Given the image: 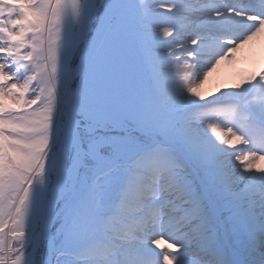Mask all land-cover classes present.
<instances>
[{"label": "rangeland", "instance_id": "374dc122", "mask_svg": "<svg viewBox=\"0 0 264 264\" xmlns=\"http://www.w3.org/2000/svg\"><path fill=\"white\" fill-rule=\"evenodd\" d=\"M182 2L186 0H143L139 5L147 35L150 91L144 130L138 133L142 150L129 161V173L139 161L158 171L164 168L171 172L189 194L180 207L194 212L197 205L206 206L219 214L220 231L226 246L237 249L240 245L235 235L228 234L225 217L231 213L241 214L247 193L227 187L213 159L216 151L210 143V135L215 126L227 124L234 134L240 128L252 132L263 146L264 127L251 111H246L257 103L258 97L248 93L241 98L192 101L185 80L177 72V62L170 63L172 55L169 54L171 44H178L174 33L186 28L181 23L184 10L179 9V5ZM226 2L231 9L244 6V2L258 11L264 8V0ZM89 15L90 11L87 18ZM75 27L70 0H0V256L5 255L4 250L9 244L19 246L13 258L22 256L24 264H30L33 255L39 259L45 251L44 248H36L37 232L33 217L29 215L22 219L18 208L25 189L34 182L33 165L45 132L50 156L55 155L63 138L64 122L70 114L66 90L67 52ZM245 32H249L248 28L240 31L231 29L227 35L239 43L245 40ZM214 34L215 29L212 30ZM232 47H225L231 58L237 56ZM215 56L206 64L207 71L214 72L216 64H226L223 50L217 51ZM239 70L233 72L234 75L247 82L257 76L254 71H243L246 74L242 75ZM78 134L87 146L88 130L82 126ZM116 134L114 131L95 132L97 137ZM76 135L73 125L66 140ZM129 175L122 182V194L115 198L101 235L79 250L66 253L63 249H55L53 261H57L58 256V264H76L77 261L103 264L105 259L120 258L117 249L105 245V241L113 219L124 223L129 220L117 212L127 195L135 198L127 192ZM151 183H148L150 187L160 188L157 179ZM14 192L20 194L16 202L12 198ZM142 196L147 205H159L161 201L155 192L147 191ZM160 207L156 212L158 220L148 219L146 222L147 231H153L150 237L137 242L134 250L144 249L155 255L161 249L167 251L170 245L188 243L178 240L182 234L180 231L161 234L154 230L160 222ZM21 232L25 234L21 236ZM168 254L183 258L187 252L180 247L177 252ZM148 258L145 257L146 260Z\"/></svg>", "mask_w": 264, "mask_h": 264}, {"label": "snow or ice", "instance_id": "6c2138e0", "mask_svg": "<svg viewBox=\"0 0 264 264\" xmlns=\"http://www.w3.org/2000/svg\"><path fill=\"white\" fill-rule=\"evenodd\" d=\"M142 2L91 0L89 17L81 19L80 0H70L78 26L67 52L66 90L77 135L50 156L45 132L35 156L33 179L38 189H25L18 208L22 219L33 217L36 248L45 249L39 259L33 255L30 264H58V256L57 261L52 259L55 249L79 250L101 235L115 198L122 194L128 163L142 150L138 133L144 130L150 91ZM82 126L89 132L87 146L78 134ZM98 128L117 134L97 137ZM252 167L264 168V157ZM186 220L188 243L170 245L155 255L132 250L128 264H264V202L243 215L225 217L228 234L235 235L244 250L241 259L225 244L219 214L197 205ZM18 247L9 244L0 264H24L22 256L13 258ZM180 247L186 250L185 257L168 254Z\"/></svg>", "mask_w": 264, "mask_h": 264}, {"label": "bare ground", "instance_id": "6f19581e", "mask_svg": "<svg viewBox=\"0 0 264 264\" xmlns=\"http://www.w3.org/2000/svg\"><path fill=\"white\" fill-rule=\"evenodd\" d=\"M226 1L228 0H186L180 3L179 9L184 10L181 23H184L186 28L174 33L173 37L178 44H171L170 63L177 62V72L185 80L193 102L215 101L228 97L241 98L251 93L258 97V101L251 105L250 111L264 124V10L256 12L250 4L231 9ZM81 5V19H86L91 0H82ZM245 28H248L249 32H245L247 36L243 42L236 43L232 38H228L227 34L231 29L240 31ZM214 29L215 36L212 35ZM227 45L233 46L236 57L231 58L225 50ZM219 50H223L226 55V64H216L214 72L207 71L206 64L216 57ZM236 69L242 75L254 71L257 76L247 82L246 79L236 78ZM66 117L61 143L66 140L73 127L70 114ZM232 132L227 124H219L211 132L210 143L216 151L213 159L227 187L247 193L243 198V215L253 205L258 206L264 202V168L252 167L264 157V146H260L256 136L242 128L236 134ZM129 174L127 192L135 198L127 195L117 209L118 215L129 220L124 223L123 220L113 219L105 241V245L113 246L122 252V257L119 260L105 259L103 264H128L129 252L134 250V245L140 240H146L153 232L147 231L146 222L148 219L158 220V206H161L162 211L159 213L162 214L159 225L154 230L161 234L180 231L182 234L178 240H189L190 226L186 217L192 212L180 207L182 201L189 198L183 185L168 170L161 168L158 171L142 161H139ZM154 179L160 182L159 189L150 187ZM36 189L38 185L33 182L29 190ZM147 191L155 192L161 197L159 205L146 204L142 195ZM19 195V192L13 193L15 202ZM228 248L237 259L244 257L241 246L237 249Z\"/></svg>", "mask_w": 264, "mask_h": 264}]
</instances>
